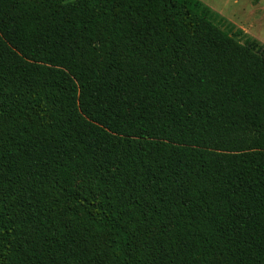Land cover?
<instances>
[{"label": "trees", "instance_id": "trees-1", "mask_svg": "<svg viewBox=\"0 0 264 264\" xmlns=\"http://www.w3.org/2000/svg\"><path fill=\"white\" fill-rule=\"evenodd\" d=\"M0 264H264V43L201 0H0Z\"/></svg>", "mask_w": 264, "mask_h": 264}, {"label": "rangeland", "instance_id": "rangeland-1", "mask_svg": "<svg viewBox=\"0 0 264 264\" xmlns=\"http://www.w3.org/2000/svg\"><path fill=\"white\" fill-rule=\"evenodd\" d=\"M264 43V0H201ZM243 42L244 40L240 38Z\"/></svg>", "mask_w": 264, "mask_h": 264}]
</instances>
